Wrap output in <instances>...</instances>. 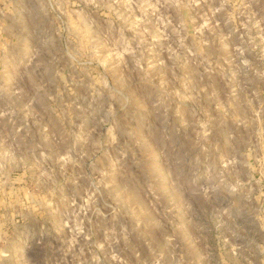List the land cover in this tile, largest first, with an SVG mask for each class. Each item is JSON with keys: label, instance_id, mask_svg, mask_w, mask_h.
Masks as SVG:
<instances>
[{"label": "rangeland", "instance_id": "1", "mask_svg": "<svg viewBox=\"0 0 264 264\" xmlns=\"http://www.w3.org/2000/svg\"><path fill=\"white\" fill-rule=\"evenodd\" d=\"M262 132L264 0H0V264H262Z\"/></svg>", "mask_w": 264, "mask_h": 264}, {"label": "clouds", "instance_id": "2", "mask_svg": "<svg viewBox=\"0 0 264 264\" xmlns=\"http://www.w3.org/2000/svg\"><path fill=\"white\" fill-rule=\"evenodd\" d=\"M165 7H172L171 4H165ZM192 7V5H190ZM261 149L264 150V132L261 134ZM250 159L252 158L251 152L249 153ZM260 180L256 183L260 185V194L256 197V200L258 202L264 201V158L260 160ZM47 179H48V171H43L42 173ZM254 180V177L253 179ZM12 187L10 192H6V201H5V208L7 209L9 207V204L7 203V198H14L15 202L19 204V206L22 209L31 210L34 206H42V207H49L51 206V203L46 205H39L36 201L34 195L30 192H28L22 185V178H17L16 180H13L9 182ZM251 183V180L249 181ZM226 191H231L229 188H225ZM262 223H264V220H262ZM264 251V250H262ZM264 264V262H262Z\"/></svg>", "mask_w": 264, "mask_h": 264}]
</instances>
